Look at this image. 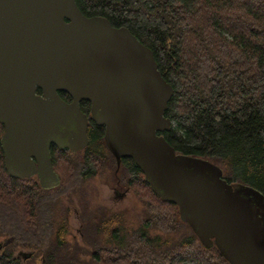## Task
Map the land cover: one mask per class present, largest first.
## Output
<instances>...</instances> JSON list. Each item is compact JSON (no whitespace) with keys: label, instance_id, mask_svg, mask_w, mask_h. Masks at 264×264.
<instances>
[{"label":"trees","instance_id":"1","mask_svg":"<svg viewBox=\"0 0 264 264\" xmlns=\"http://www.w3.org/2000/svg\"><path fill=\"white\" fill-rule=\"evenodd\" d=\"M75 2L86 16L127 27L152 50L173 88L164 113L171 127L158 134L175 152L207 159L227 182L264 194V0ZM80 107L88 113L89 102ZM3 131L0 123V138ZM104 131L89 117L84 149L52 148L60 179L52 188L34 176H10L0 142V264H229L215 245L200 243L131 158L117 163ZM90 179L130 191L139 206L135 220L98 202ZM73 209L80 239L72 236ZM17 249L30 257H16Z\"/></svg>","mask_w":264,"mask_h":264},{"label":"water","instance_id":"2","mask_svg":"<svg viewBox=\"0 0 264 264\" xmlns=\"http://www.w3.org/2000/svg\"><path fill=\"white\" fill-rule=\"evenodd\" d=\"M172 94L152 50L127 27L84 15L75 0H0V142L7 173L37 175L43 188L58 185L50 145L76 152L88 144V115L79 106L87 100L117 163L131 158L205 248L215 245L229 264H264V194L227 182L219 166L176 153L158 134L171 127L164 113Z\"/></svg>","mask_w":264,"mask_h":264},{"label":"rangeland","instance_id":"3","mask_svg":"<svg viewBox=\"0 0 264 264\" xmlns=\"http://www.w3.org/2000/svg\"><path fill=\"white\" fill-rule=\"evenodd\" d=\"M90 189L94 191L95 198H99L100 203L104 204L107 207H110L111 209H118L120 211H123L128 215V219L131 221H134L135 218L133 216L136 214V211L138 210V202L133 196V194L128 190H122L121 192L118 190L119 193L114 192L112 187L114 188V185L111 186L106 181H101L99 179H90ZM71 224H72V236L80 239V235L78 232L79 227V221H78V214L76 209H73L72 215H71ZM22 255H26L25 259L30 257L31 254H27V251L23 250ZM87 256H85L84 259H86ZM79 264H85V263H79ZM185 264H191L189 262H186Z\"/></svg>","mask_w":264,"mask_h":264},{"label":"flooded vegetation","instance_id":"4","mask_svg":"<svg viewBox=\"0 0 264 264\" xmlns=\"http://www.w3.org/2000/svg\"><path fill=\"white\" fill-rule=\"evenodd\" d=\"M38 93V92H37ZM40 93H41V91H40ZM39 93V94H40ZM60 97V96H59ZM61 98V97H60ZM61 99H63V98H61ZM64 100V99H63ZM72 100V98H71V96H70V99H69V101H67V102H70ZM65 101V100H64ZM83 100H81L80 102H82ZM86 101V100H85ZM80 102H79V106H80ZM89 102V101H88ZM80 109H81V107H80ZM91 104H90V102H89V107H88V113H86L87 115H88V121H89V117H91ZM82 110V109H81ZM83 111V110H82ZM84 112V111H83ZM85 113V112H84ZM92 118V117H91ZM95 122V121H94ZM96 123V122H95ZM97 124V123H96ZM99 125V124H98ZM86 133H87V137H88V143H89V134H88V126H87V131H86ZM55 147H59V146H57L56 144H54V143H51V145H50V148H49V150H50V156H51V150H52V148H55ZM60 148V147H59ZM85 148V147H84ZM83 148V149H84ZM82 150V149H81ZM32 159V161H33V164L35 165V166H38V160H37V158L36 157H32L31 158ZM119 161H120V158H119ZM36 179H37V175H33ZM32 177V176H31ZM37 181H38V179H37ZM120 187H115L114 186V188L112 187V189L114 190V192H117V193H119L118 192V190H116V189H119ZM125 190V189H124ZM120 192L122 191L121 189L119 190ZM79 230V229H78ZM71 238H72V236H71ZM5 245V241L4 240H1L0 241V251L3 249V246ZM22 253H23V250L22 249H17L16 251H14L13 252V254L16 256V257H19V258H21L22 260H25V256L26 255H22Z\"/></svg>","mask_w":264,"mask_h":264}]
</instances>
